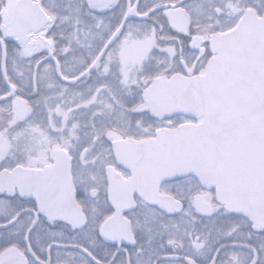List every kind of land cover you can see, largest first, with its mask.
Returning a JSON list of instances; mask_svg holds the SVG:
<instances>
[{"label": "snow or ice", "instance_id": "obj_1", "mask_svg": "<svg viewBox=\"0 0 264 264\" xmlns=\"http://www.w3.org/2000/svg\"><path fill=\"white\" fill-rule=\"evenodd\" d=\"M0 264H264V0H0Z\"/></svg>", "mask_w": 264, "mask_h": 264}]
</instances>
